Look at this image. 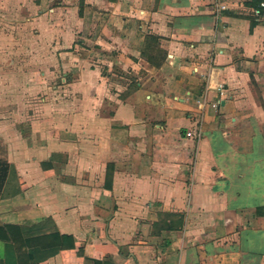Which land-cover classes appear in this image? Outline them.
<instances>
[{
	"label": "crops",
	"instance_id": "1",
	"mask_svg": "<svg viewBox=\"0 0 264 264\" xmlns=\"http://www.w3.org/2000/svg\"><path fill=\"white\" fill-rule=\"evenodd\" d=\"M261 1L0 0V264H264Z\"/></svg>",
	"mask_w": 264,
	"mask_h": 264
},
{
	"label": "built area",
	"instance_id": "2",
	"mask_svg": "<svg viewBox=\"0 0 264 264\" xmlns=\"http://www.w3.org/2000/svg\"><path fill=\"white\" fill-rule=\"evenodd\" d=\"M226 6L225 5H220V9H225ZM254 14L258 17L263 16L264 15V0L260 2L259 6L254 8ZM219 89H222V85L219 86ZM188 134L190 135L191 132H188Z\"/></svg>",
	"mask_w": 264,
	"mask_h": 264
},
{
	"label": "trees",
	"instance_id": "3",
	"mask_svg": "<svg viewBox=\"0 0 264 264\" xmlns=\"http://www.w3.org/2000/svg\"><path fill=\"white\" fill-rule=\"evenodd\" d=\"M263 211H264V208H263ZM67 237V235H63V238H66Z\"/></svg>",
	"mask_w": 264,
	"mask_h": 264
},
{
	"label": "rangeland",
	"instance_id": "4",
	"mask_svg": "<svg viewBox=\"0 0 264 264\" xmlns=\"http://www.w3.org/2000/svg\"><path fill=\"white\" fill-rule=\"evenodd\" d=\"M18 89V88H17Z\"/></svg>",
	"mask_w": 264,
	"mask_h": 264
}]
</instances>
